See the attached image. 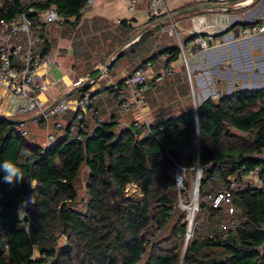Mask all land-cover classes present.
Returning a JSON list of instances; mask_svg holds the SVG:
<instances>
[{
	"label": "trees",
	"instance_id": "obj_1",
	"mask_svg": "<svg viewBox=\"0 0 264 264\" xmlns=\"http://www.w3.org/2000/svg\"><path fill=\"white\" fill-rule=\"evenodd\" d=\"M87 1L0 0V20L29 6L36 10L54 6L65 17L64 25L74 24ZM119 23L124 28L131 25L128 19ZM150 23L160 28L158 20ZM44 32H37L42 38L39 47L48 52L50 42ZM145 33L146 29L129 47L143 42ZM125 53L119 52L111 68ZM161 53L169 55L165 62L178 60L180 47L164 44L131 71ZM177 73L152 82L146 101L149 93ZM86 89L77 87L72 93ZM104 92L115 100L111 86ZM195 106L156 116L146 132L145 124L132 123L115 131V114L98 121L92 113L90 121L87 116L83 120L87 129L76 135L69 132L76 117L70 110L62 135L49 146L21 135L14 122L0 118V162L14 163L25 177L13 186L3 182L0 171V264H264V191L242 178L257 165L264 171V86L234 88ZM83 165L88 169V197L80 210L76 184ZM178 165L186 168L182 195L190 186L189 174L197 166L202 168L197 216L205 211L210 222L205 237L196 234L183 249L152 241L149 233L175 218L172 233L184 242L186 211L178 206ZM129 184L139 188L140 196L126 194ZM217 189H231L233 212L228 204L212 206L208 194ZM33 193L37 202L25 209V227H18L17 207ZM64 235L69 243L60 245Z\"/></svg>",
	"mask_w": 264,
	"mask_h": 264
},
{
	"label": "built area",
	"instance_id": "obj_2",
	"mask_svg": "<svg viewBox=\"0 0 264 264\" xmlns=\"http://www.w3.org/2000/svg\"><path fill=\"white\" fill-rule=\"evenodd\" d=\"M92 0H88L87 3ZM166 0H130L129 11H134L141 6L145 7L149 16H154L158 20L161 33L174 36L179 41L180 57L190 74V59L194 52H204L210 47L215 39L214 34L210 32L212 23L209 21L208 13H218L226 10L224 5H212L205 7L203 11H196L189 16V26H185L174 19L171 13H166V18L159 17L162 14ZM248 0L238 1L235 4L240 5ZM165 20V24L164 21ZM64 21L54 6L43 10H36L33 6L25 8L23 11L15 14L10 19L0 20V89H4L11 102H16V114H33L46 128V145H51L58 137V131H62L68 121L65 115L68 111L76 113L75 120L69 125V132L76 135L80 130H86L87 126L83 122L89 111L96 114L94 104L98 99L99 93L92 88L81 92L77 97L69 96L58 100L55 104L43 98L47 91L45 77L40 75V70L44 68L49 60L50 54L39 47L42 38L37 32L46 30L51 24H59ZM223 31V28L221 29ZM232 35L234 40L250 38L264 32V17L260 21H251L247 25L238 26ZM194 37L185 42V34ZM169 57L167 53H161L146 60L144 63L129 72L120 83H112V95L115 98L116 108L119 113L126 115L135 108H141L145 105V95L150 84L160 83L165 77L173 75L177 71L178 60L165 62ZM107 72V67H101L99 77L90 75L80 77L75 85L81 86L95 82L103 77ZM193 88V87H192ZM23 101V102H22ZM98 121L102 119L97 117ZM152 121L145 123L138 119H133L132 124L138 126L145 124L146 130ZM15 130L21 135L28 137L27 121L20 118L14 124ZM197 182H200L202 168L197 166ZM186 168L178 165L175 173L176 186L179 192L178 206L186 211L183 223L186 225L184 233L185 247L190 240L196 217L199 210V194L190 196L188 201L182 197V190L186 188L184 178ZM252 185L264 191V171L262 166L257 165L251 168L242 176ZM198 187V186H197ZM213 207L222 204H230L232 200L231 189H217L208 194ZM229 212H233V207L229 205ZM184 247V248H185Z\"/></svg>",
	"mask_w": 264,
	"mask_h": 264
},
{
	"label": "rangeland",
	"instance_id": "obj_3",
	"mask_svg": "<svg viewBox=\"0 0 264 264\" xmlns=\"http://www.w3.org/2000/svg\"><path fill=\"white\" fill-rule=\"evenodd\" d=\"M147 16L149 15L147 14ZM147 16L145 17L147 20L146 22L139 25L131 24L124 28L117 20H110L100 16L87 18L84 17L82 12V17L79 22L58 26L52 24L51 29L48 27L50 33L48 36L51 46L50 51L53 53L50 55L51 60H49L48 64L43 69L46 73V71L50 69L49 65L55 64V67H53V69L51 68L52 70L50 73H53L54 70V74L48 82H46L48 90L46 91L47 95H44L43 98L49 100L54 93L59 89L65 88L66 85L67 87H77L75 82L80 77L88 75L97 77L101 72V67H107L105 77H102V79H100V77V81L97 79L93 83L84 85L87 86L88 89L92 88L95 91H99V93L104 92V89L109 85L108 81L111 77L116 75L117 71H131L142 59L164 44L176 43L179 45V41L176 38L173 36L170 37L166 33H161L160 28L153 27L152 24L145 27L146 23L155 20L154 16ZM162 16L163 15H160L159 17ZM182 24L189 26V21L185 20ZM145 29L147 33L142 35V38H144L143 42L140 40L134 48L131 46L129 47V37L131 36L132 38L134 36V39H137ZM131 41H133V39ZM122 51L126 52L124 58L116 62L115 66L111 68L112 59ZM201 53L202 52H197L196 50L190 59L192 82L186 66L183 64L181 58H179L178 64L180 63V65H177L178 73L172 78H168L155 91L148 94L149 104L152 106L151 110L153 113V118L149 121L154 122L156 116L161 118L169 114H176L185 106H192L194 108L196 107L195 104H199L206 97L213 96L217 98L219 94L230 92L234 88H260L264 86V73L262 71L255 74V76L250 75L249 72L238 75L236 71H234L231 77L230 72H226L224 68H219L218 72H215V70L212 69L214 67L212 63ZM202 58H204V60ZM96 70H98V72L94 74ZM69 79L73 82H67ZM84 86L81 85L78 86V88ZM79 94L80 91H76L70 94L69 97L73 98ZM105 99L111 103V99L108 96H106ZM10 103L14 104L16 107V102H11L8 94L6 95L5 92L0 93V115H8V117L14 118H24V116L27 115H16L14 111L11 112L12 110L7 109V104ZM113 112L118 124L117 127L114 128L115 131L132 123V116H128V114L123 115L119 113L117 109H113ZM95 116L96 119L97 117H101L102 120H108L111 117L109 114H95ZM93 119L95 121V118ZM91 124H93V121H91ZM30 126V124H27L29 132L28 138L45 146L46 133L44 137H35L33 128ZM146 131L145 129V132ZM233 131L241 135H248L239 130L233 129ZM197 171L196 168L189 174L190 186L186 190V195H182L183 199L186 201L193 195ZM87 179L88 169L83 165L76 184L78 191L76 208L80 210L84 209L88 197L86 191ZM197 188L199 191L200 182H198ZM126 194L129 196H140V191L136 185L129 184L126 188ZM174 223L175 218L171 219L164 228L156 229L155 226L152 227L149 230V233L152 232L150 235L152 241H161L165 247L177 244L183 249L185 243L176 239L172 233ZM209 223L208 214L205 211H200L191 238L196 234L205 237L210 226ZM65 242L66 244L69 243L68 236L64 235L59 238L60 245L65 244Z\"/></svg>",
	"mask_w": 264,
	"mask_h": 264
},
{
	"label": "crops",
	"instance_id": "obj_4",
	"mask_svg": "<svg viewBox=\"0 0 264 264\" xmlns=\"http://www.w3.org/2000/svg\"><path fill=\"white\" fill-rule=\"evenodd\" d=\"M129 1L130 0H92L89 3H86L84 6L83 15L87 18L100 16L110 20H117L119 22L121 19H128L133 25H139L143 22H146L147 20L145 17L147 16V13L145 7L141 6L134 11H129ZM238 1L242 0H166L162 9V17L166 18V13H171L174 16V19L182 24L185 20H189L188 13H180L186 8L198 7L196 11L201 12L205 7L208 6L224 5L227 7L226 10L220 11L218 13H208L209 21L212 23L210 32L214 34L215 39L212 43H210V47L201 54L205 55V57L209 59V61L214 66L212 69L215 70V72H218L219 68H224L226 72H230L231 77L233 76L234 71H236L238 75L249 72L250 75L255 76V74L260 73L261 71L264 73V32L250 38H243L241 40H234L232 35L235 33L234 31L238 26L248 24L251 21H260L264 17V0H248L245 3L236 5L235 3ZM65 20L66 19L64 17V21ZM64 21L55 25H64ZM150 24V22L146 23L145 27L149 26ZM51 26L52 24L48 27L51 29ZM48 27L44 32L46 35L45 39H48V36L50 35ZM222 28L223 31H221ZM188 36L189 34L186 33L184 35V39ZM139 38L134 39L133 36L130 39L128 45L137 41ZM132 39L133 41H131ZM50 50L51 46H49L48 51V53L51 55L53 52ZM202 59L204 60V58ZM54 65H49L50 69H48V71L45 69L46 73L44 72L43 68L39 72L40 75L45 77L46 82H48V80L54 74V70L53 73H50L53 67H55ZM178 65H180V63ZM128 73L129 72L123 70L117 71L116 75L111 77V79L108 81V84L110 85L112 83L123 81L124 77ZM97 77H99V75ZM103 77H105V75ZM100 79H102V77ZM100 79L98 81H100ZM67 82L73 81L69 79ZM71 88L72 86L67 87L66 85L65 88L59 89L56 93H54V95H52L49 101L53 102L62 93L70 90ZM3 92H5L6 95L8 94L4 89H0V93ZM44 95H47V92H45ZM106 96L111 99V103L105 99ZM7 109L12 110L11 112H15L16 107L14 104L10 103L7 104ZM94 109L96 114H109L112 117L114 114L113 109H117L116 102L107 92H101L99 93ZM92 113V111L87 113V118L89 121L91 119ZM129 115L132 116L133 119H138L142 123H145L153 118L151 106L149 102L146 101V99L145 105L143 107L135 108L131 113L128 114V116ZM24 119L27 121V124H30V127L33 128V134L35 137H44L47 130L41 123L38 122V120L35 119L33 114H27L24 116ZM57 135L61 136L62 131H58Z\"/></svg>",
	"mask_w": 264,
	"mask_h": 264
},
{
	"label": "clouds",
	"instance_id": "obj_5",
	"mask_svg": "<svg viewBox=\"0 0 264 264\" xmlns=\"http://www.w3.org/2000/svg\"><path fill=\"white\" fill-rule=\"evenodd\" d=\"M0 171L3 172V182L9 185L14 186L16 183H19L25 180L22 170L17 165H15L14 163L10 161L0 162ZM30 187L33 189H36V184L30 181ZM36 202H37V199L34 193L31 196H29L27 199L20 202V204L17 207V215L20 221V224H18V227L20 226L25 227L24 217L27 215V212L25 211V209L30 204L34 205Z\"/></svg>",
	"mask_w": 264,
	"mask_h": 264
},
{
	"label": "water",
	"instance_id": "obj_6",
	"mask_svg": "<svg viewBox=\"0 0 264 264\" xmlns=\"http://www.w3.org/2000/svg\"><path fill=\"white\" fill-rule=\"evenodd\" d=\"M197 9H198V7L186 8V9L182 10L180 13L194 12V11H196ZM113 60H114V58L112 59V61H113ZM121 82H122V81H121ZM108 87H109V85H108L106 88H108ZM76 88H77V87H72L70 90H68V91H66V92H64V93H62V94H61L56 100H54V101L52 102L51 105L55 104V103H56L58 100H60V99H63V98L68 97L69 94L72 93ZM245 88H246V87H245ZM96 92H99V91H96ZM206 98H207V97H206ZM195 110H196V108H195ZM0 118H6V119H8V120H10V121H12V122H14V123H16V122H18V121L20 120V118L8 117V116H3V115H0ZM34 195H35V197H36V199H37V194L34 193ZM65 245H66V242H65Z\"/></svg>",
	"mask_w": 264,
	"mask_h": 264
},
{
	"label": "bare ground",
	"instance_id": "obj_7",
	"mask_svg": "<svg viewBox=\"0 0 264 264\" xmlns=\"http://www.w3.org/2000/svg\"><path fill=\"white\" fill-rule=\"evenodd\" d=\"M197 186H198V182L197 180H195V185L193 187V195L195 196V194L197 193Z\"/></svg>",
	"mask_w": 264,
	"mask_h": 264
}]
</instances>
